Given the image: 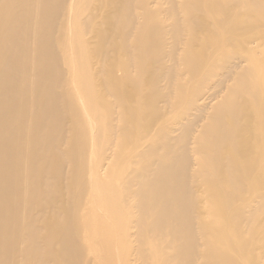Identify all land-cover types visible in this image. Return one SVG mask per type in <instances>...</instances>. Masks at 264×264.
<instances>
[{
  "label": "bare ground",
  "instance_id": "6f19581e",
  "mask_svg": "<svg viewBox=\"0 0 264 264\" xmlns=\"http://www.w3.org/2000/svg\"><path fill=\"white\" fill-rule=\"evenodd\" d=\"M0 264H264V0H0Z\"/></svg>",
  "mask_w": 264,
  "mask_h": 264
}]
</instances>
